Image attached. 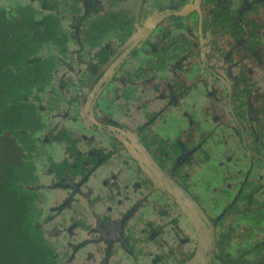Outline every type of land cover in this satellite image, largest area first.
<instances>
[{
    "label": "flooded vegetation",
    "instance_id": "flooded-vegetation-1",
    "mask_svg": "<svg viewBox=\"0 0 264 264\" xmlns=\"http://www.w3.org/2000/svg\"><path fill=\"white\" fill-rule=\"evenodd\" d=\"M0 264H264V0H0Z\"/></svg>",
    "mask_w": 264,
    "mask_h": 264
}]
</instances>
